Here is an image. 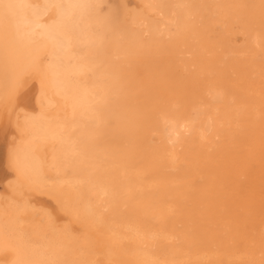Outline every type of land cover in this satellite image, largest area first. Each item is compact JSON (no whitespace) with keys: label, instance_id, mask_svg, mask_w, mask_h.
<instances>
[{"label":"bare ground","instance_id":"obj_1","mask_svg":"<svg viewBox=\"0 0 264 264\" xmlns=\"http://www.w3.org/2000/svg\"><path fill=\"white\" fill-rule=\"evenodd\" d=\"M249 20L264 0H0V264H264ZM181 41L191 96L131 128L135 73Z\"/></svg>","mask_w":264,"mask_h":264},{"label":"rangeland","instance_id":"obj_2","mask_svg":"<svg viewBox=\"0 0 264 264\" xmlns=\"http://www.w3.org/2000/svg\"><path fill=\"white\" fill-rule=\"evenodd\" d=\"M241 21H244V23L246 22V19L245 18H242L241 19ZM253 21V22H252ZM248 29L247 30H249V33L250 34H257L258 35V37L259 36H261L262 35V33H264V21H261V22H259V23H257V22H255V20H249V22H248ZM254 25H255V27H254ZM234 26H236L237 27V29H235L234 31H236V32H239L238 31V28H240L241 26L239 25V23L238 24H234ZM233 26V27H234ZM249 26L251 27V29L249 28ZM232 27V26H231ZM201 28H202V26H197V29H196V31L197 32H200L201 31ZM258 30V31H257ZM263 30V31H262ZM252 31V32H251ZM182 42H184V41H181V42H179V44H177V46L175 47V49H173V47L171 46V45H165L164 47H163V51H161L162 53H161V55H160V57H158V62H157V60H155L156 61V63L155 64H150V66H151V70L152 71H149V72H144V73H142V75H141V73L139 74V73H135V74H137V76L138 75H140V76H135L134 75V78H135V80H136V83H137V85H136V88L139 90V95L137 96L138 97V100H137V103L138 104H140V106H141V104H142V106L140 107L139 106V115H140V119H139V122H136V123H133V122H130V124H133V126L131 127V125H130V127L131 128H139V126L140 125H142V127H143V130H144V126H146V127H148V122L147 123H145L144 121H145V118H146V116H147V114L149 113V114H154V112H155V109H154V106L157 104V102H158V104L159 103H161L162 102V106L161 107H163V102H165V103H168V104H177L178 102H179V104L178 105H180L179 106V109L178 110H181V106H183V103H182V100H187L190 96H191V94H190V91L188 90V89H186V88H183L184 86H179V88L180 89H178L177 88V85H178V83H188V82H190L191 80H192V78H193V76L196 74V68L194 69V68H192V67H190L189 65L193 62V61H195V57L197 56V50H196V48L194 49L193 48V46H192V44H190V43H187V41H185L184 43H185V48H182L181 47V43ZM189 47V48H188ZM173 49V50H172ZM193 49V50H192ZM176 50V51H175ZM167 52V53H165V52ZM173 51V52H172ZM169 52V53H168ZM185 52H188L189 53V55L190 56H184V53ZM178 53V54H177ZM166 55V58H168L170 61V65H166V64H163L164 62L165 63H167V64H169L167 61H165V60H163V59H166V58H163L162 59V57H164ZM174 57H176L175 59H174ZM177 58H179L180 60H178ZM184 58V59H183ZM238 58V59H237ZM186 59V60H185ZM234 59V61H239L240 60V58L239 57H235V58H233ZM190 60V61H189ZM193 60V61H192ZM163 61V62H162ZM176 62H177V64H176ZM187 63L188 64V66H187V68H189L188 69V72L185 74V73H182L181 71V73H179V68H177V69H175V66L177 67V66H179V63ZM154 63V62H153ZM261 63H262V61H261ZM159 64V65H158ZM162 64L164 65V66H162ZM165 65L167 66V67H169V68H167V67H165ZM156 66V67H155ZM160 66H161V68H162V71H164V72H162L161 70L159 71H157V69H160ZM173 66V67H172ZM158 67V68H157ZM154 68V69H153ZM157 68V69H156ZM166 68V72H165V69ZM153 70L155 71H157L156 73H154L153 72ZM173 70V71H172ZM150 72H152V73H150ZM160 72H162L163 73V75H165V76H167V77H163L162 76V74L160 73ZM168 72L170 73V74H168ZM239 73L241 74V71L239 70ZM152 74V76H149V75H151ZM160 74V75H159ZM240 74H239V76H240ZM161 76V77H160ZM171 78H170V77ZM154 77V78H153ZM179 77V78H178ZM202 77V76H201ZM200 77V78H201ZM150 78H153V79H150ZM171 79V80H175L174 82H176L177 84H173L172 83V81L171 80H168V79ZM166 79V80H165ZM144 81V82H143ZM154 83H155V85L157 86H155L154 85ZM159 83V84H158ZM172 83V84H171ZM143 85V87H142V85ZM169 85V86H168ZM154 86H155V89H154ZM172 86H174L175 87V89L176 90H173V87ZM170 88V89H169ZM150 91V94H147L146 93V91ZM157 92H156V91ZM159 90V91H158ZM173 91L175 92V93H177V94H175V93H173ZM180 91H182V92H180ZM186 91V92H185ZM188 91H189V93H188ZM156 92V93H155ZM160 92V93H159ZM186 93H188V94H186ZM162 94H164V96H163V98H162ZM172 94H173V96L176 98H174L173 96H172ZM179 94H182L184 97H182V95H181V97H179V99H181V101H179L178 100V96H180ZM184 94H186V95H184ZM176 95H177V97H176ZM168 97V98H166V99H168V101H164V97ZM161 97V98H160ZM170 97V98H169ZM157 98V99H156ZM163 99V100H162ZM171 99H175V100H170ZM153 101V102H152ZM178 101V102H177ZM167 104V105H168ZM182 104V105H181ZM159 105H161V104H159ZM146 106V107H145ZM160 108V107H159ZM159 110V109H158ZM145 117V118H144ZM143 120V121H142ZM142 121V122H141ZM136 124V125H135ZM135 125V126H134ZM141 127V126H140ZM141 127V128H142ZM145 127V128H146ZM189 143H192V142H189ZM187 148H190V147H188L187 146ZM185 152V150L183 151V153ZM264 153V151H262V150H260V152H257V153H254V154H256V156H257V158L260 160V161H262V163H264V155L262 156V154ZM243 154H246V149H242L241 150V153H240V155H243ZM262 157V159L263 160H261V157ZM260 157V158H259ZM246 178V177H245ZM258 183H260V184H256V186L258 187L257 189H259L260 191H258V193H257V195H255V197L256 198H258V201H259V203H258V207H256V209L257 208H259V209H250V213H251V216L252 215H254V216H257V219L259 220V221H261V222H263L264 223V209H263V207H264V190H263V188H264V181L262 182V180H258ZM257 201V202H258ZM261 202V203H260ZM262 207V208H261ZM249 213V214H250ZM256 214V215H255Z\"/></svg>","mask_w":264,"mask_h":264}]
</instances>
